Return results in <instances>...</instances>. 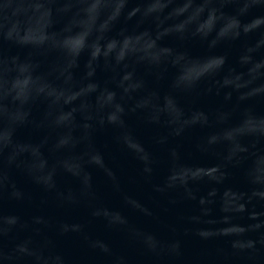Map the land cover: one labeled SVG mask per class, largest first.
Instances as JSON below:
<instances>
[{
  "label": "water",
  "instance_id": "95a60500",
  "mask_svg": "<svg viewBox=\"0 0 264 264\" xmlns=\"http://www.w3.org/2000/svg\"><path fill=\"white\" fill-rule=\"evenodd\" d=\"M0 264H264V0H0Z\"/></svg>",
  "mask_w": 264,
  "mask_h": 264
}]
</instances>
